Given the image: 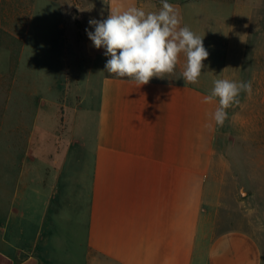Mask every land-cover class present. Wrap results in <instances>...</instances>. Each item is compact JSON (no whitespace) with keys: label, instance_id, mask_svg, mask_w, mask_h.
Instances as JSON below:
<instances>
[{"label":"crops","instance_id":"1","mask_svg":"<svg viewBox=\"0 0 264 264\" xmlns=\"http://www.w3.org/2000/svg\"><path fill=\"white\" fill-rule=\"evenodd\" d=\"M24 1L0 0V79L10 94L0 113V257L10 264H264L263 227L252 221L256 212L264 219V68L261 79L249 78L246 14H235L231 26L221 16L228 4L170 2L180 26L204 36L209 56L198 82L180 78L183 53L174 74L146 85L104 75L93 115L75 112L68 122L56 100L41 97L47 92L32 95L54 90L64 72L62 12L54 0ZM42 3L50 16H40ZM130 6L158 12L162 5L106 0L100 16ZM30 57H52V76ZM216 79L251 83L222 126L213 118L218 98L204 102ZM16 90L22 97H13ZM242 209L247 225L238 220Z\"/></svg>","mask_w":264,"mask_h":264},{"label":"rangeland","instance_id":"2","mask_svg":"<svg viewBox=\"0 0 264 264\" xmlns=\"http://www.w3.org/2000/svg\"><path fill=\"white\" fill-rule=\"evenodd\" d=\"M57 2L60 10L62 12L63 20V32L60 35V44L64 54V72L58 74L56 79V87L54 90H37L32 91L33 94H43L41 97L47 99L56 100L57 105L56 113L59 115H68L69 117L74 115L75 112L80 115V118L85 116L93 115V111L96 105L97 98V88L101 78L104 75H111L105 70V64L107 62V57L105 55V49H97L93 45V42L89 39L87 32H94V27L89 25L90 20H103L100 15L102 14V9H104L106 0H54ZM148 4V9L152 7H157L161 5V0H142ZM181 0H168V2H180ZM197 1V0H190ZM213 1L223 4H228V7H224L221 11V16L225 20H230L231 26H235L236 22L235 14L244 13L249 19V31L248 39L246 42L245 50V62L246 71L249 78L254 76L262 77V72L264 68V0H206ZM41 3V2H40ZM16 7L21 6V0H15ZM26 4V0L24 1ZM42 3L38 4L37 9L42 15V12L50 16V9L54 10V3ZM150 7V8H149ZM162 7V6H161ZM151 10V9H150ZM153 12V11H152ZM157 12V11H155ZM52 13V12H51ZM241 16V15H240ZM19 18H23V15L19 13ZM59 18V16H58ZM50 19V18H49ZM51 22V19L49 20ZM51 24V23H50ZM21 27H16V36L14 40L15 46V62H17L18 53L21 48L20 38L18 30ZM87 30V31H86ZM37 29L32 30L28 36L26 42V51L31 50L33 44L38 41ZM55 27L53 25L49 26L48 34H54ZM28 53V52H27ZM54 52L47 49V54ZM51 55V56H52ZM48 57V56H47ZM35 58H28L31 66L37 64L40 68H43L44 75L46 77L52 76L53 71L56 68V64L53 62L52 57L48 60L41 61L34 60ZM4 63V60L0 58V65ZM10 63V60H9ZM8 63V64H9ZM10 66V65H9ZM59 68V67H58ZM114 76V75H112ZM49 85L50 83H46ZM3 85V86H2ZM45 88V87H44ZM9 90L6 89V85L0 79V113L5 110V101L10 95ZM35 92V93H33ZM261 92V91H260ZM13 97H22V91L16 90ZM61 147V143L58 142V148ZM61 151V149H60ZM61 156L58 152V157ZM231 207V213L234 214V204L232 202L228 203ZM246 209L239 210L238 220L247 225L246 220ZM259 212L255 213L253 218V223L258 225L261 229L263 227V233L260 234L264 238V219L257 217ZM0 264H10L6 259L0 257Z\"/></svg>","mask_w":264,"mask_h":264},{"label":"clouds","instance_id":"3","mask_svg":"<svg viewBox=\"0 0 264 264\" xmlns=\"http://www.w3.org/2000/svg\"><path fill=\"white\" fill-rule=\"evenodd\" d=\"M158 12H145L130 6L123 11H110L103 20H90L94 32H87L95 48L105 49L109 57L105 70L118 78H129L139 86L152 78H165L174 74L180 54L186 56L181 73L185 83L195 84L204 68L203 61L209 56L203 37L189 27H181V18L168 0H161ZM87 31V30H86ZM211 93L204 97L205 103L218 98L219 106L213 118L223 125L227 109L239 103L241 92L251 93L250 82L229 79L213 81Z\"/></svg>","mask_w":264,"mask_h":264},{"label":"trees","instance_id":"4","mask_svg":"<svg viewBox=\"0 0 264 264\" xmlns=\"http://www.w3.org/2000/svg\"><path fill=\"white\" fill-rule=\"evenodd\" d=\"M184 1H188V0H181L180 2H171V3H181V2H184Z\"/></svg>","mask_w":264,"mask_h":264}]
</instances>
